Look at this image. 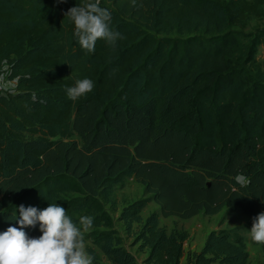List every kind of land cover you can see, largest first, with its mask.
<instances>
[{
  "label": "trees",
  "instance_id": "trees-1",
  "mask_svg": "<svg viewBox=\"0 0 264 264\" xmlns=\"http://www.w3.org/2000/svg\"><path fill=\"white\" fill-rule=\"evenodd\" d=\"M85 2L0 0V67L15 78L0 90V232L17 226L19 205L57 203L77 227L92 218L84 236L110 264H136L104 206L132 176L148 195L116 220L138 224L143 264H249L243 225L210 229L184 251L187 232L159 216L228 206L253 222L264 212V26L241 30L264 0H101L125 38L114 49L97 40L89 54L64 15ZM85 77L93 90L69 100L66 87ZM150 200L157 209L141 219Z\"/></svg>",
  "mask_w": 264,
  "mask_h": 264
},
{
  "label": "clouds",
  "instance_id": "clouds-1",
  "mask_svg": "<svg viewBox=\"0 0 264 264\" xmlns=\"http://www.w3.org/2000/svg\"><path fill=\"white\" fill-rule=\"evenodd\" d=\"M56 2L63 3L65 0ZM100 4L101 0H86L64 14L74 25L73 35L86 54L94 53L97 40H105L114 49L117 41L125 38L110 28L111 12ZM131 4L135 6L136 0H131ZM93 88L94 82L85 77L77 79L65 91L69 100L76 101ZM36 99L33 95L32 100L35 102ZM40 102L44 103L43 100ZM237 182L246 186L243 176L238 177ZM18 212L19 218L15 215L10 219L15 220L17 226L10 224L0 232V264H93L94 258L84 244V233L93 224L91 217H80L81 227H77L66 209L57 203H49L43 209L21 204ZM37 226L41 233L38 237H30L24 230ZM250 235L253 242L264 244V212L253 218Z\"/></svg>",
  "mask_w": 264,
  "mask_h": 264
},
{
  "label": "rangeland",
  "instance_id": "rangeland-1",
  "mask_svg": "<svg viewBox=\"0 0 264 264\" xmlns=\"http://www.w3.org/2000/svg\"><path fill=\"white\" fill-rule=\"evenodd\" d=\"M262 14L251 16L246 21V24L242 26V31L253 32L258 28L264 26V3L261 4ZM235 28L237 26L234 25ZM255 58L258 62H262L264 59V46L259 44L255 53ZM5 67L1 69L0 87L1 89H8L12 87L13 80H9L6 77ZM148 193L144 192L143 186L134 180L132 176H128L124 179L122 184H117L114 186L112 191V201L111 203L104 202V206L110 215L114 218V226L117 232L122 236V242L135 254L136 263L139 262V258L145 249H137V243H133V229L138 224H133V228L130 231H124L122 223L120 220H116V216L120 208L143 196H147ZM157 205L152 200L148 201L145 206L140 210V217H143L149 213L151 210H156ZM159 224L165 226L167 229L173 227L177 230H185L187 232V237L183 240L182 246L183 250L198 249L200 248V242L204 239L206 233L213 228L219 227H234L235 225H243L240 231L244 235L245 248L248 252V262L249 264H260L264 261V246L257 244L251 240L250 229L252 222L249 218L243 214L236 207H221L216 213L206 214L202 211H198L194 215L181 218L178 216H159ZM93 229L91 227L88 231ZM85 232L84 235H86ZM85 246H91L96 251L98 258L97 264H110L106 257L99 251V249L90 242V239L84 236Z\"/></svg>",
  "mask_w": 264,
  "mask_h": 264
},
{
  "label": "built area",
  "instance_id": "built-area-1",
  "mask_svg": "<svg viewBox=\"0 0 264 264\" xmlns=\"http://www.w3.org/2000/svg\"><path fill=\"white\" fill-rule=\"evenodd\" d=\"M3 67H5L6 69H5V73H6V77L9 79V80H13V83H14V81H15V78H9L8 77V69H7V66L6 65H2L1 67H0V78L2 77L1 76V69L3 68ZM12 87H13V84H12ZM12 87L11 88H8V89H1V87H0V90H11L12 89Z\"/></svg>",
  "mask_w": 264,
  "mask_h": 264
},
{
  "label": "crops",
  "instance_id": "crops-1",
  "mask_svg": "<svg viewBox=\"0 0 264 264\" xmlns=\"http://www.w3.org/2000/svg\"><path fill=\"white\" fill-rule=\"evenodd\" d=\"M147 214H148V213H147ZM147 214H146V215H147ZM146 215H145V216H146ZM145 216H144V217H145ZM144 217H143V218H144ZM202 242H203V240H202ZM202 242H200V243L202 244ZM201 244H200V245H201ZM198 249H199V248H198ZM190 250H197V249H190ZM145 254H146V250H145V252L142 253L141 257L139 258V262L136 263V261H135V263H136V264H143V263H142V259H143V257L145 256ZM134 256H135V254H134ZM181 260H182V257L180 258V261H181Z\"/></svg>",
  "mask_w": 264,
  "mask_h": 264
}]
</instances>
